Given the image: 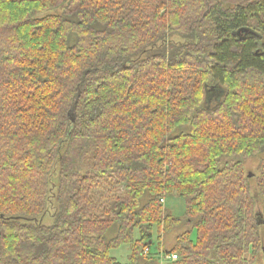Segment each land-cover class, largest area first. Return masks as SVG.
<instances>
[{
	"label": "trees",
	"instance_id": "1",
	"mask_svg": "<svg viewBox=\"0 0 264 264\" xmlns=\"http://www.w3.org/2000/svg\"><path fill=\"white\" fill-rule=\"evenodd\" d=\"M263 152L264 0H0V264H251Z\"/></svg>",
	"mask_w": 264,
	"mask_h": 264
},
{
	"label": "rangeland",
	"instance_id": "2",
	"mask_svg": "<svg viewBox=\"0 0 264 264\" xmlns=\"http://www.w3.org/2000/svg\"><path fill=\"white\" fill-rule=\"evenodd\" d=\"M208 94L209 95L207 96L206 107L212 108L215 106L218 100V96L220 95L219 92L217 93V91L215 94H213L212 92H209ZM263 159H264V152L254 157H247V158L243 156L222 157L220 161L221 165L237 163V162L242 163L245 173L251 174V177L249 178L251 179L250 181L251 194L254 200L256 201L257 205L260 204V199L255 189V183L253 181V177L258 174L257 167L259 162ZM163 205L165 207V210L171 213L173 216L178 218H183L184 210H185V201L183 199L177 197H167L164 199ZM40 221L44 225L51 224L52 217L50 213H47L45 216H43L40 219ZM187 228H188L187 226H182L180 228H175L166 234H163L161 236L160 242H158L156 237H154L152 239L151 245L148 248L149 253L148 256L146 257L148 259L147 261L153 262L152 264H168L167 261L164 259L163 253L159 254V250L161 249V251H164L166 255L167 254L166 252L172 249V247L174 246L176 237L185 230H187ZM130 254H131V249L129 246L126 245H122L110 251V256L120 264L128 263ZM250 258L251 257L249 255H246L247 261H250ZM251 264H264V258L259 254L257 259Z\"/></svg>",
	"mask_w": 264,
	"mask_h": 264
},
{
	"label": "built area",
	"instance_id": "3",
	"mask_svg": "<svg viewBox=\"0 0 264 264\" xmlns=\"http://www.w3.org/2000/svg\"><path fill=\"white\" fill-rule=\"evenodd\" d=\"M161 203L164 204V200L163 199L161 200ZM147 252H148V250L145 249L144 254H146ZM163 256H164V259L167 261V263L168 262H173V261L177 260V256L174 255V254H172V255H169V254H166L165 255V254H163Z\"/></svg>",
	"mask_w": 264,
	"mask_h": 264
},
{
	"label": "water",
	"instance_id": "4",
	"mask_svg": "<svg viewBox=\"0 0 264 264\" xmlns=\"http://www.w3.org/2000/svg\"><path fill=\"white\" fill-rule=\"evenodd\" d=\"M250 177H251V174L248 175V178H250Z\"/></svg>",
	"mask_w": 264,
	"mask_h": 264
}]
</instances>
